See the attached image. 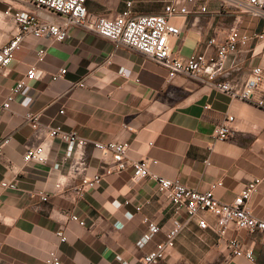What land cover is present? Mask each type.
<instances>
[{"label": "crops", "instance_id": "crops-1", "mask_svg": "<svg viewBox=\"0 0 264 264\" xmlns=\"http://www.w3.org/2000/svg\"><path fill=\"white\" fill-rule=\"evenodd\" d=\"M233 1L198 0L189 8L206 6L209 14L175 18L182 30L172 40L175 56L182 60L213 56L233 29L247 36L261 32L264 20L241 14ZM128 2L136 16L159 15L171 2L184 5L183 0H88L89 20L114 18ZM7 3L12 0H0V17ZM11 29V22L0 19V48L13 38ZM212 40L215 44L209 46ZM42 49L46 55L39 61ZM32 66L43 70L44 77L28 82L10 109L4 110L11 89ZM255 66L264 67V43L252 41L228 56L216 80L243 86ZM63 69L65 78L53 82L51 76ZM80 82L85 87L75 88ZM258 100H264V85L253 101L246 102L185 76L169 81L162 66L83 28L73 29L63 43L28 37L0 76V141L11 139L0 155V264H46L52 251L62 264H139L165 241L177 219L185 224L184 230L159 264H264V240L259 233L238 231L230 224L221 241L214 216H202L209 227L201 229L200 219L189 220L184 212L176 215L157 183L150 178L135 182L131 168L105 177L83 196L77 194L84 178L114 167L111 158L92 145L64 162L67 146L55 139L50 142L47 164L24 162L26 150L40 145L44 132L61 127L91 144L129 143V160H155L151 172L190 189L206 192L222 183L215 196L229 204L264 174V110L257 106ZM28 115L40 116L42 131L36 132L26 121ZM229 117L234 118L229 125L233 136L215 139L214 129ZM81 158L85 165L71 173L70 167L81 163ZM5 180L17 182L18 189L2 188ZM40 192L49 196L48 202L41 200ZM247 208L264 219V184ZM71 215L83 220L85 227L72 222ZM149 223L161 232L141 249L138 243ZM59 231L67 242L60 243ZM235 239L254 252V262L233 256L228 243Z\"/></svg>", "mask_w": 264, "mask_h": 264}, {"label": "built area", "instance_id": "built-area-1", "mask_svg": "<svg viewBox=\"0 0 264 264\" xmlns=\"http://www.w3.org/2000/svg\"><path fill=\"white\" fill-rule=\"evenodd\" d=\"M198 0H183L184 5L178 6L175 2L169 3L163 13L159 15L136 16L133 13V4L128 2L126 8L114 18L102 17L94 22L89 20L87 9L88 0H12L7 3L9 7L0 17L5 23L11 22L13 38L0 48V76L4 75L15 59L16 53L21 49L23 42L28 37L35 39H48L53 42L63 43L71 36V31L75 28H83L92 31L100 37L121 46L131 49L143 55L148 60L162 66L168 72V80L172 81L178 76H185L193 80L231 95L235 99L246 102L254 100L256 92L264 85V67L255 66L247 82L240 86L234 82L219 83L216 78L223 70L228 56L238 53L248 47L250 42L264 43V27L261 32L253 36L240 35L235 29L231 30L227 40L221 44L215 55L200 56L196 59L182 60L175 56L172 48V40L181 36L182 30L174 23L178 17H189L198 14H209L206 6L199 9L189 8L195 5ZM16 4V6L13 5ZM235 8L241 13L253 18L264 20V2L261 0H234ZM14 27V28H13ZM14 30V31H13ZM215 44L210 41L209 46ZM46 50L38 52V60L43 61ZM67 75V70H60L51 76L53 82L59 81ZM205 78V76H207ZM44 77V71L32 66L25 78L19 80L4 104V110H9L15 96L28 85V82L38 81ZM85 84L80 82L75 88H84ZM257 106L264 110V100H258ZM63 114V112H61ZM26 121L30 122L36 132L42 131L40 128V116L28 115ZM234 121L229 117L221 126L213 131V136L219 141L229 140L233 136V131L229 126ZM44 141L32 148H28L24 154V162L29 165H45L49 159L50 142L59 139L67 146L64 162L75 159L79 151H84L89 145L99 150L103 155L111 158L114 167L104 169V173L95 175L92 178H84L81 185L76 188V193L83 196L84 193L99 185L105 177L121 173L128 168L133 170V179L139 182L143 179H152L158 185V192L164 195L173 205L175 214L186 213L187 218L200 219L199 227L207 229L208 222L202 218L204 215H212L217 219L216 231L221 241L227 237L230 224H233L238 231H246L249 234L259 233L264 240V219L257 218L248 208L247 203L257 192L260 184H264V174L262 179L251 182L243 192H241L232 203L220 202L215 196V190L222 183L215 184L206 192H199L190 189L179 181L162 178L151 172V165H156L157 161L143 158L138 161L129 160L127 157L130 144L111 142L107 144L92 143L78 136L74 132H65L61 127L50 128L44 132ZM11 139L5 138L0 141V155L10 144ZM81 163L73 164L70 167L71 173H78ZM207 165H210L207 162ZM264 173V172H263ZM2 188L17 190V182L7 180L1 183ZM61 184L57 187L61 188ZM38 196L43 202L49 201V196L40 192ZM72 222L85 227V222L76 215L69 216ZM185 224L178 219L174 221L172 227L166 233L164 242L156 245V248L143 256L139 264H159L165 260L168 252L175 247L176 239L184 230ZM161 228L154 223L148 224V231L138 243V247L143 249L155 236L160 234ZM57 236L60 243L67 242L63 231H59ZM234 257H243L249 261H255V254L252 250L245 249L239 240H231L228 243ZM46 264H62L61 257L56 251L49 252L45 259ZM123 264H130L123 262Z\"/></svg>", "mask_w": 264, "mask_h": 264}]
</instances>
